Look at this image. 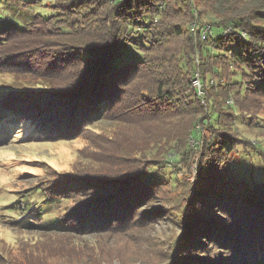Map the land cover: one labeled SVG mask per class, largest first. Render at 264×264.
Wrapping results in <instances>:
<instances>
[{"label": "trees", "instance_id": "16d2710c", "mask_svg": "<svg viewBox=\"0 0 264 264\" xmlns=\"http://www.w3.org/2000/svg\"><path fill=\"white\" fill-rule=\"evenodd\" d=\"M177 1L175 3L182 2ZM55 3L63 13V23L69 27L72 35L62 36L58 47L55 44L49 46L52 50L51 57L74 53L71 59L76 62L71 64L73 66L66 78L68 80L51 79L53 85L49 89L53 92L59 91L60 95H76L73 102L75 114L71 115V118L74 117L71 122L73 127L93 121L92 119L105 118L115 109L130 113L134 118L142 113L139 123L149 126L154 123L152 130L147 134V145L143 152L152 155L160 150L163 153L165 150V154H172L165 162L178 164L184 161L185 154L192 151V141L195 149L205 150L198 162L201 171L208 166V169L216 174L224 173L226 166L222 168V156L237 152L243 143L252 146L247 150L249 153L245 152L243 157L253 155L264 161V141L261 142L264 133L247 138L237 127L236 119L232 122L230 118V122H225L223 118L224 114L231 115L230 111L238 101L236 95L242 99L246 94L241 103L246 108L240 105L243 114L252 110V105L249 107L247 104L251 99L250 95H257L255 98L264 97L263 0H256L254 7H246L243 0H211L210 21H202L201 14L191 6L185 13L187 20L182 24L171 23L173 15L168 8L171 3L169 0H55ZM214 3H217L218 7L215 8ZM72 9L76 10L73 19L66 12ZM159 15L160 19L158 17L157 21L153 22ZM20 17L22 18L21 15ZM76 18L79 19L77 23ZM58 21L62 20H55L53 24ZM24 22L26 26V21ZM192 24L199 30L207 28L204 39H201L198 31L195 33L190 30ZM18 28L0 27V44L6 45L7 50L12 47V41L8 40L7 36L2 40L1 36H12ZM139 30V59L122 63L126 58L125 56L120 60L125 44L131 43L132 31L138 34ZM39 46L47 47V42H39ZM59 59L61 57H58ZM207 59L219 62L227 60L228 63L237 65L243 78L239 80L238 75H235L233 80L237 82L239 89L230 90L228 95L222 98L217 91L222 68L215 65L205 69L204 73L198 71L197 79L194 78L195 62L202 65L201 61L203 63ZM71 61L68 60V64ZM211 72L214 74L213 78L207 79L205 73L211 75ZM233 93L236 95L233 96ZM2 96L0 141L11 134L14 126L21 124L23 117L20 112L23 108L19 110L16 106L4 102ZM202 112L206 114L204 119L200 117ZM127 120L130 124L136 122L133 118ZM36 121H31V124L37 132H41L43 128L34 125ZM201 129L219 131L223 138L218 139L212 135L204 142ZM213 154L217 157V164L221 163L220 168L214 167L215 157H210ZM156 166L148 163L146 171L141 176L134 175L133 178L137 177L133 181L130 178L114 176L75 184L61 182L56 187L58 189L50 190L48 196L45 194L48 198L44 196V199L51 200L50 204L45 201L49 206L42 209L47 210L49 214L52 212L49 207H52L54 202L57 204L63 198L86 197L81 201L83 203L80 207L73 208L68 215L69 220L77 223V227L66 226L65 218L58 215L54 218L39 217L38 210L34 217L37 220H49L42 226L55 233H64L70 229L89 233L114 230L124 224L121 219L125 222L131 221L130 217L137 207L157 194L160 182L151 176ZM259 167L264 171L262 165ZM231 178L222 179L209 188L194 189L192 196H189V205L193 210H190V207L180 216V222L189 220V213L194 214L192 221L195 222L198 221L196 217L202 218L205 223L206 220H211L208 225H202L203 227L195 224L194 228H203L201 232H197L199 236L202 235L200 242H192V234H187L186 240L181 237L175 245L176 247L178 242H181L179 245H185L183 249H188L186 253L195 252L210 256L197 264H264V196L260 197V200H250L241 196L245 193L241 194L237 190L238 193H234L236 188L231 184ZM227 182L230 188L225 190L224 185ZM23 201L25 203L26 198ZM53 207L56 209V206ZM242 207H250V216L235 212ZM213 210L219 211L222 216L216 215L218 213H213ZM230 217L238 220L232 222ZM227 222L230 225H227ZM183 224L185 227V223ZM249 224L261 229L246 239L242 235ZM25 225L28 228L33 226L31 222ZM199 236L195 239L198 240ZM203 241L208 246L216 244L222 252L210 253L212 250L205 247ZM222 255L225 257L220 258Z\"/></svg>", "mask_w": 264, "mask_h": 264}, {"label": "rangeland", "instance_id": "374dc122", "mask_svg": "<svg viewBox=\"0 0 264 264\" xmlns=\"http://www.w3.org/2000/svg\"><path fill=\"white\" fill-rule=\"evenodd\" d=\"M169 1L172 24L185 22V13L191 6L201 14L202 21L211 20V0H182L180 3H175L177 0ZM254 2L256 0H243L246 7H254ZM213 6L216 8L218 4L214 3ZM56 8L55 0H0V27H19L12 36H1L2 40L7 36L12 41V47L7 50L6 45L0 44V96L3 95L1 99L11 106L14 105L19 110L23 108L20 111L23 114L21 124L14 126L11 134L0 141V264H197L203 258H209V255L201 253H186L188 249H183L185 245H179L181 242L175 247L178 239H187V234H192V242H200L202 235L199 236L197 232H201L203 228L196 229L195 224L205 226L211 221L206 220L205 223L198 217L197 222L192 221L194 214L191 213L187 214L189 220L179 221L180 216L191 207L189 196H192L196 188H209L222 179L236 175L230 180L236 188L233 192L240 191L241 194L245 193L240 195L247 199L260 200L264 196V171L259 166L262 165L264 169V161L253 155L243 157L252 147L243 143L237 152L222 156V168L226 166L224 173L216 174L208 166L201 171L198 162L205 150L195 149L192 141V151L185 154L184 161L178 164L165 162L172 157L171 153L165 154V150L152 155L143 152L147 145V134L154 123H150V126L139 123L142 113L134 118L130 113L115 109L105 118L92 119L93 121L73 127L71 122L74 117L71 118V115L75 114L73 102L76 95H60L59 91L49 89L53 85L51 79L67 81L73 66L71 64L76 62L71 59L74 53L51 57L52 50L49 46L55 44L58 47L62 36L72 35L69 27L63 23V13ZM66 12L72 19L75 18V9ZM158 17L160 19V15L156 16L153 22ZM55 20L62 21L54 25ZM78 20L76 18L75 23ZM139 31L138 34L132 31L131 43L125 44L120 60L125 56L126 58L122 63L139 59L141 44L138 38H141V30ZM42 41L47 42V47L39 46ZM58 57L61 59L58 60ZM68 60H72L70 66ZM196 64L195 62L194 78L198 71L204 73L211 65L222 68L217 86L222 98L230 90L239 89L237 82L233 80L235 75H238L239 80L243 78L237 65L228 63L227 60L219 62L214 59H207L203 63L201 61L202 65ZM205 74L207 79L214 76L212 72L211 75ZM237 96L235 98L238 101L230 111L231 115H223L225 122H230V118L232 122L236 119L237 127L247 138H253L256 134L263 135L264 97L255 98L257 95H250L251 99L247 104L249 107L252 105L253 111L243 114L240 105L246 108L241 104L246 94L242 99ZM62 99L64 100L61 102ZM205 116L204 112L200 115L202 119ZM132 118L136 122L128 123L127 119ZM35 120L34 125L43 128L41 132H37L31 124ZM201 134L204 142L212 135L218 139L223 138L219 131L212 132L209 129H201ZM211 156L215 157L214 167L220 168L221 163L217 164L216 155ZM148 163L157 165L151 176L159 180L160 188L151 200L143 201L137 207L136 212L132 213L133 217H130L131 221L121 219L124 222L121 227L97 233L75 229L55 233L42 226L49 220H37L34 217L38 210L39 217L54 218L58 215L65 218L66 226L77 227V223L69 220L68 215L73 208L80 207L83 203L81 201L86 197L63 198L57 204L54 202L49 207L52 211L49 214L42 208L50 204L51 199H44L48 198L50 190L58 189L56 187L61 182L75 184L114 176L133 181L146 171ZM134 175L137 176L133 178ZM224 186L225 190L230 188L229 182ZM237 211L239 214H247L246 216L251 213L250 207H242L235 212ZM218 212L213 210V213ZM230 218L232 222L238 220ZM28 222L33 226L28 228L25 225ZM226 224L230 225L228 222ZM259 229L261 228L249 224L242 236L248 239ZM198 236V240L195 239ZM203 243L212 250L210 253L221 251L214 243L209 246L205 241ZM219 257L224 258L225 255Z\"/></svg>", "mask_w": 264, "mask_h": 264}, {"label": "built area", "instance_id": "2783aa9c", "mask_svg": "<svg viewBox=\"0 0 264 264\" xmlns=\"http://www.w3.org/2000/svg\"><path fill=\"white\" fill-rule=\"evenodd\" d=\"M190 30L192 32H195V33H196V31H198V34L200 35L201 39H204L206 37L207 28H205L203 30H199V29H197V27L194 24H192L191 27H190Z\"/></svg>", "mask_w": 264, "mask_h": 264}, {"label": "water", "instance_id": "95a60500", "mask_svg": "<svg viewBox=\"0 0 264 264\" xmlns=\"http://www.w3.org/2000/svg\"><path fill=\"white\" fill-rule=\"evenodd\" d=\"M196 82H198V81H196Z\"/></svg>", "mask_w": 264, "mask_h": 264}]
</instances>
